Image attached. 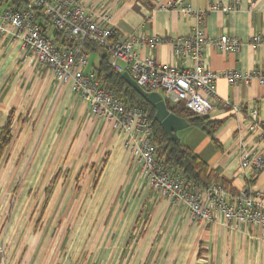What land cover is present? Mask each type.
I'll return each mask as SVG.
<instances>
[{"label":"crops","instance_id":"0c3cea01","mask_svg":"<svg viewBox=\"0 0 264 264\" xmlns=\"http://www.w3.org/2000/svg\"><path fill=\"white\" fill-rule=\"evenodd\" d=\"M74 1L93 19L110 14L123 40L141 33L171 39L196 28L207 39L234 36L241 41L238 51L203 43L204 68L264 71V44L250 41L264 36V0H182L204 13L200 21L166 7L177 0ZM10 3H1L0 10L14 8ZM43 27L48 35L51 25ZM51 36L58 47L70 45L54 28ZM134 49L179 69L192 64L177 56L170 42ZM214 88L218 100L202 115L209 126L193 125L190 132H200L199 140L190 143L187 134L179 141L227 191L264 190V166L246 180L238 149L241 143L264 155V84L230 85L219 78ZM251 108L261 131L249 129ZM10 112L12 138L0 162V246L7 264H264L260 227H228L222 217L190 219L182 206L148 185L121 134L95 117L69 84L60 86L19 38L0 35V129Z\"/></svg>","mask_w":264,"mask_h":264},{"label":"built area","instance_id":"2783aa9c","mask_svg":"<svg viewBox=\"0 0 264 264\" xmlns=\"http://www.w3.org/2000/svg\"><path fill=\"white\" fill-rule=\"evenodd\" d=\"M166 7L195 16L198 21L204 15L202 11L192 10L182 0ZM213 8L218 7L213 5ZM222 9L229 11L230 8ZM110 22V14L93 19L74 0H31L20 8L0 10V35L19 38L22 46L52 72L60 86L69 84L71 91L88 105L95 117L121 134L124 147L129 150L148 185L172 205L182 206L190 219L210 222L222 217L228 227L252 224L260 227L264 235V190L244 186L231 193L221 183L214 181L203 187L166 166L152 142V124L143 110L136 105L126 104L113 89L101 83L93 70H85L88 63L85 44L106 49L112 68L119 72L127 71L144 90L158 92L165 102L181 104L197 115H205L213 109L214 102L218 100L214 85L219 78L226 79L230 85L252 80L264 84V71L216 72L204 68L203 43H212L221 51H238L241 41L234 36L223 34L207 39L203 31L196 28L192 35L171 39L141 33L123 40ZM44 23H49L62 41H69L70 45L63 48L56 46L53 38L41 29L40 25ZM250 41L256 45L264 44V36L253 35ZM163 42H170L177 56L188 57L192 62L191 67L179 69L149 56L142 57L134 49L135 46ZM231 109L234 113L240 110L236 105ZM257 115L255 108H251L247 114L250 130H262L256 120ZM238 149L239 170L248 180L253 171L264 166V155L259 151L247 150L241 143ZM0 264H5L2 247Z\"/></svg>","mask_w":264,"mask_h":264},{"label":"trees","instance_id":"16d2710c","mask_svg":"<svg viewBox=\"0 0 264 264\" xmlns=\"http://www.w3.org/2000/svg\"><path fill=\"white\" fill-rule=\"evenodd\" d=\"M2 1V2H1ZM10 0H0V4L8 2ZM25 0H11L10 4H13L14 8H20L24 5ZM9 5L8 8H10ZM39 15V13H37ZM42 17H40V20ZM43 30V26L40 25ZM55 35H59L55 32ZM59 38L61 36L59 35ZM65 39L62 41L64 43ZM93 46L85 44L87 51L91 50ZM103 52L99 56V61L96 66H93L92 70L96 73L101 83L113 89L116 94L123 98L124 102L128 105H136L140 107L144 114L149 118L152 124L153 137L152 142L157 148V154L163 159L166 166L172 167L176 172L187 177L193 184L202 185L205 187L211 182H219L223 186L224 184L215 178V174L211 171L208 165L192 150L183 145L179 139L173 140L170 135L163 129L158 121L155 120V108L152 104L147 102L139 93H137L121 76L122 72H119L112 68L110 64L109 52L102 48ZM167 108L174 114L183 117L189 125L199 126L207 128L210 122L202 115H197L185 108L181 104H172L166 102ZM12 112L9 113L6 123L0 129V162L3 158L5 150L11 141ZM225 187V186H224Z\"/></svg>","mask_w":264,"mask_h":264},{"label":"water","instance_id":"95a60500","mask_svg":"<svg viewBox=\"0 0 264 264\" xmlns=\"http://www.w3.org/2000/svg\"><path fill=\"white\" fill-rule=\"evenodd\" d=\"M123 79L137 93H139L147 102L155 108L154 118L160 123L163 129L170 135L173 140L178 139L177 131L188 126V122L173 112H171L158 92H148L140 87L127 71L121 73Z\"/></svg>","mask_w":264,"mask_h":264},{"label":"rangeland","instance_id":"374dc122","mask_svg":"<svg viewBox=\"0 0 264 264\" xmlns=\"http://www.w3.org/2000/svg\"><path fill=\"white\" fill-rule=\"evenodd\" d=\"M52 31H53V27L51 26L49 31H48V36L53 38V36H51L52 35ZM54 44L55 45H59L60 43L57 42V41H54ZM102 52H103V49L99 48V47H96V46H93L92 49L88 51V63H87L86 69H85L86 71L91 70L93 68V66H96L98 64L99 56H100V54ZM192 126L193 125H191L190 127H185L183 129L177 131V136H178V139L180 141L183 142V140L185 139V136L187 134L190 135L189 136L190 137V141H189L190 143H192L193 141L195 142V141L199 140V138H200V134L199 133L200 132H196V135H192L191 132H190L191 131L190 129H193ZM3 260H4V263L7 264L5 257H3Z\"/></svg>","mask_w":264,"mask_h":264}]
</instances>
